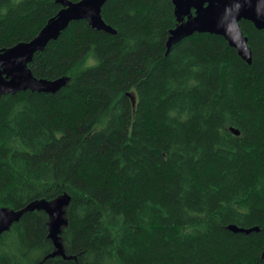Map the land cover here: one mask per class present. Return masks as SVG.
I'll return each instance as SVG.
<instances>
[{
    "label": "trees",
    "instance_id": "obj_1",
    "mask_svg": "<svg viewBox=\"0 0 264 264\" xmlns=\"http://www.w3.org/2000/svg\"><path fill=\"white\" fill-rule=\"evenodd\" d=\"M63 8L0 0V51ZM101 14L115 32L72 21L28 64L65 86L0 97V206L66 201L3 232L0 264H264V29L240 21L249 64L217 34L168 50L173 0Z\"/></svg>",
    "mask_w": 264,
    "mask_h": 264
},
{
    "label": "water",
    "instance_id": "obj_2",
    "mask_svg": "<svg viewBox=\"0 0 264 264\" xmlns=\"http://www.w3.org/2000/svg\"><path fill=\"white\" fill-rule=\"evenodd\" d=\"M58 1L64 8L32 39L0 51V97L24 90L55 93L66 85L65 78L48 80L35 77L28 64L35 53L43 51L51 40L57 39L72 21L86 19L95 30L115 32L101 14L102 6L107 0ZM173 3L179 25L171 31L167 42L168 50L175 43L195 33H211L222 35L237 49L242 59L252 63V51L240 21L249 20L258 29H264V0H173ZM233 131L239 134L234 128ZM47 206L51 207V204L43 201L30 203L19 210H7L0 206V235L19 221L27 210ZM230 229L244 233L252 231L234 225Z\"/></svg>",
    "mask_w": 264,
    "mask_h": 264
},
{
    "label": "rangeland",
    "instance_id": "obj_3",
    "mask_svg": "<svg viewBox=\"0 0 264 264\" xmlns=\"http://www.w3.org/2000/svg\"><path fill=\"white\" fill-rule=\"evenodd\" d=\"M16 1H20V0H16ZM65 202H66L65 200L56 201L55 203L51 204V208H49L55 214H56L55 209H58V212H57V215H56V218H55V223H54L55 228H58L61 225V223H62L63 205H64ZM52 235H53V233H52ZM56 236H57V233H56ZM56 236H55V238H56Z\"/></svg>",
    "mask_w": 264,
    "mask_h": 264
}]
</instances>
